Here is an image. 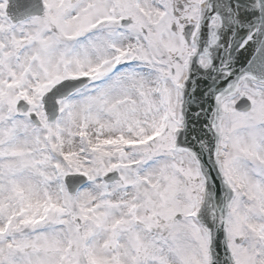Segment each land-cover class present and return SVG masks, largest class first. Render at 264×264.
Here are the masks:
<instances>
[{
  "label": "snow or ice",
  "instance_id": "1",
  "mask_svg": "<svg viewBox=\"0 0 264 264\" xmlns=\"http://www.w3.org/2000/svg\"><path fill=\"white\" fill-rule=\"evenodd\" d=\"M0 264H264V0H0Z\"/></svg>",
  "mask_w": 264,
  "mask_h": 264
}]
</instances>
